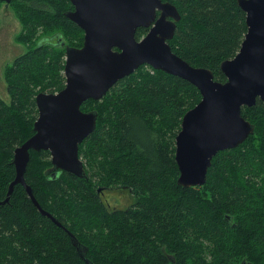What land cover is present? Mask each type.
Instances as JSON below:
<instances>
[{
  "label": "trees",
  "instance_id": "trees-1",
  "mask_svg": "<svg viewBox=\"0 0 264 264\" xmlns=\"http://www.w3.org/2000/svg\"><path fill=\"white\" fill-rule=\"evenodd\" d=\"M162 1L179 14L168 40L172 51L224 81L219 65L238 52L246 32L237 0ZM8 5L27 49L3 69L10 102L0 98V201L14 178V149L33 134L35 96L63 88L65 47L81 46L83 34L65 15L69 0ZM199 100L190 82L141 65L101 100L84 101L83 111L96 112L93 132L78 147L85 176L53 169L47 150H30L24 172L36 200L61 225L14 185L0 203V264H264V102L241 108L253 132L212 157L204 184L183 187L174 137ZM99 187L127 190L132 202L108 206Z\"/></svg>",
  "mask_w": 264,
  "mask_h": 264
},
{
  "label": "water",
  "instance_id": "water-1",
  "mask_svg": "<svg viewBox=\"0 0 264 264\" xmlns=\"http://www.w3.org/2000/svg\"><path fill=\"white\" fill-rule=\"evenodd\" d=\"M69 1L73 9L65 15L82 29V45L65 47L63 88L36 94L33 134L14 149V178L0 203L20 183L38 211L61 225L41 207L25 182L29 151L47 150L53 169L84 177L78 147L93 132L96 112L83 111L81 104L87 99L101 100L117 81L141 65L178 76L198 89L200 100L183 114L174 137V159L177 184L203 185L212 157L236 147L253 132L254 126L243 118L241 108L253 106L257 100L264 102V0H237L245 13L246 32L238 52L219 65L224 81L215 80L209 68L192 66L172 51L168 40L179 20L173 5L162 0ZM139 29L147 32L137 38ZM65 231L88 262L82 254L85 248ZM240 264L250 263L243 260Z\"/></svg>",
  "mask_w": 264,
  "mask_h": 264
},
{
  "label": "rangeland",
  "instance_id": "rangeland-1",
  "mask_svg": "<svg viewBox=\"0 0 264 264\" xmlns=\"http://www.w3.org/2000/svg\"><path fill=\"white\" fill-rule=\"evenodd\" d=\"M14 12L12 11L10 5L2 4L0 5V98L6 103L10 102L6 90V82L3 77V69L6 65L11 64L13 59L26 51L27 45L22 44L16 38L18 32L21 30V24L15 18ZM82 34V42H83ZM76 37V36H75ZM80 47V46H79ZM65 83V82H64ZM82 159V158H81ZM109 198L111 204L114 205L116 209H122L130 203V193L122 192L120 190H114L106 194ZM120 197V202L116 201L114 197ZM127 196L129 201L126 202ZM132 198V197H131ZM117 204H119L117 206Z\"/></svg>",
  "mask_w": 264,
  "mask_h": 264
},
{
  "label": "flooded vegetation",
  "instance_id": "flooded-vegetation-1",
  "mask_svg": "<svg viewBox=\"0 0 264 264\" xmlns=\"http://www.w3.org/2000/svg\"><path fill=\"white\" fill-rule=\"evenodd\" d=\"M163 2H166V3H168V4H171L169 1H163ZM1 3L2 4H5L6 2H4V1H1ZM6 4H8V3H6ZM172 5V4H171ZM174 6V5H173ZM73 9V8H72ZM71 9V10H72ZM157 12V16L159 15V11L157 10L156 11ZM177 22V21H176ZM147 32V29H145V33ZM144 33V34H145ZM143 34V35H144ZM142 35V36H143ZM114 190H120V191H122V192H129V191H127V190H124V189H122V188H119V187H109V188H100L99 187V190H98V188L96 189V194L101 198V200L104 202V203H106L108 206H114L113 204H111V202L109 201V198L106 196V194L107 193H109V192H111V191H114ZM114 199L116 200V201H119L120 202V197H114ZM129 201V197L127 196V200H126V202H128ZM132 202V199H131V197H130V203ZM119 204H117V206H118Z\"/></svg>",
  "mask_w": 264,
  "mask_h": 264
}]
</instances>
